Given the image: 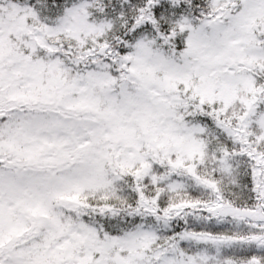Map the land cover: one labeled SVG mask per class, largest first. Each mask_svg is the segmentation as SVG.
I'll use <instances>...</instances> for the list:
<instances>
[{
    "label": "snow or ice",
    "instance_id": "obj_1",
    "mask_svg": "<svg viewBox=\"0 0 264 264\" xmlns=\"http://www.w3.org/2000/svg\"><path fill=\"white\" fill-rule=\"evenodd\" d=\"M0 264H264V0H0Z\"/></svg>",
    "mask_w": 264,
    "mask_h": 264
}]
</instances>
